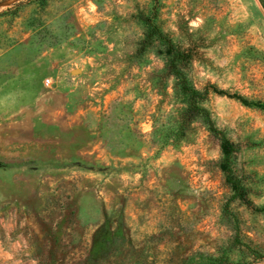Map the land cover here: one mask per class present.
<instances>
[{
    "label": "rangeland",
    "instance_id": "obj_1",
    "mask_svg": "<svg viewBox=\"0 0 264 264\" xmlns=\"http://www.w3.org/2000/svg\"><path fill=\"white\" fill-rule=\"evenodd\" d=\"M155 0H0V264H264V10L159 0L198 106L142 18ZM51 84L46 86V80Z\"/></svg>",
    "mask_w": 264,
    "mask_h": 264
},
{
    "label": "trees",
    "instance_id": "obj_2",
    "mask_svg": "<svg viewBox=\"0 0 264 264\" xmlns=\"http://www.w3.org/2000/svg\"><path fill=\"white\" fill-rule=\"evenodd\" d=\"M259 1L264 8V0H259ZM158 2H159V0H155V6H154V10H153L152 15L151 16H144L142 18L145 26L148 29L147 42H150L154 38H157L167 46L169 54H171L173 57L172 62H171V70L173 71V73L176 76H178L181 79V89H182L184 94H186L190 97L192 110L194 109V112L197 111L198 113L203 114L205 116V118L207 119L210 130L214 134L219 136L221 139V151L223 154L222 170L225 174L226 183H228L233 190V197H232L231 201L236 200V199H240L249 208L253 209L254 205L252 204V202L248 198L246 188L243 186L241 180L235 176L233 168H232L233 155L236 153L235 146L231 143V141L226 137V135L222 131L218 130L214 126V123L211 120L209 112L205 108L197 105L198 100L206 99L211 94V92H214L215 94H217L219 96H226L229 98H237V99H241V98H239L236 95H231L227 91L219 90L215 86H207L205 88L204 93H201L198 90L191 88L189 86L184 74L178 69L177 64H178V62H187V61L191 60L193 56L190 52H185V51H182L179 48H177L173 44V42L167 36H165L162 33V31L160 30V28L157 26L155 21L158 17V14H157ZM241 101L246 106H251V104H249L245 100L241 99ZM254 106L257 108L264 109V105H261V104H254ZM229 204L226 206L225 212L226 213L228 212L229 215H231L236 222L237 235L235 238V245L244 247L256 260L264 259V253L254 249L250 245L245 244L240 240L238 220H237V217L232 212H229V210H228ZM258 211H264V208L259 209Z\"/></svg>",
    "mask_w": 264,
    "mask_h": 264
},
{
    "label": "built area",
    "instance_id": "obj_3",
    "mask_svg": "<svg viewBox=\"0 0 264 264\" xmlns=\"http://www.w3.org/2000/svg\"><path fill=\"white\" fill-rule=\"evenodd\" d=\"M45 83H46V86H49L51 84V80L47 79Z\"/></svg>",
    "mask_w": 264,
    "mask_h": 264
},
{
    "label": "crops",
    "instance_id": "obj_4",
    "mask_svg": "<svg viewBox=\"0 0 264 264\" xmlns=\"http://www.w3.org/2000/svg\"><path fill=\"white\" fill-rule=\"evenodd\" d=\"M260 2V1H259ZM260 5H261V7H262V9L264 10V8H263V6H262V4L260 3Z\"/></svg>",
    "mask_w": 264,
    "mask_h": 264
}]
</instances>
